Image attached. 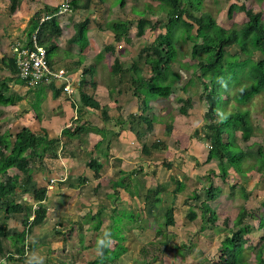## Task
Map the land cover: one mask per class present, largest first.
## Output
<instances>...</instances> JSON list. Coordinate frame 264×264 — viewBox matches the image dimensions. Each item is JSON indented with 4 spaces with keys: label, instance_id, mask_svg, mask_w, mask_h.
I'll list each match as a JSON object with an SVG mask.
<instances>
[{
    "label": "rangeland",
    "instance_id": "rangeland-1",
    "mask_svg": "<svg viewBox=\"0 0 264 264\" xmlns=\"http://www.w3.org/2000/svg\"><path fill=\"white\" fill-rule=\"evenodd\" d=\"M105 1V5L99 3L96 5L92 4L87 9H72L71 13H66V16H68L67 18L71 17L73 21H83L88 18L92 21L93 30L108 31L110 34L111 43L113 44L105 40H100L96 43L97 45H92V49L89 50L87 54L89 62L91 61V63L88 62L87 64L94 63L93 65L95 68L92 66L94 73L98 67L101 68L108 64H114L116 59L119 60L120 58V60L125 62V65L131 66L136 64L146 72L147 68L144 64L145 59L141 51L154 40V33L152 34L147 30L144 37L138 38L136 35L137 28L133 25L129 32L130 42H116L113 32L107 30L106 27L109 23L115 21L138 19L142 14L151 18L154 22L163 20L165 18L163 14L157 15L154 13L158 10V2L154 0H126V4L122 8L119 2H117L118 0ZM46 2H48V0H39V6L41 8L39 10H44V6H47L45 5ZM51 2H54V4H57V7H59L63 0H51ZM30 3L31 2H29V5H31ZM233 3L238 6L245 5L249 9H253L256 13L261 12L264 19V0H207L206 8L216 17L220 25L226 29H231L242 25L248 20L245 13L239 11H235L233 17L229 18L228 10ZM149 6L152 7L151 10L153 13H150L148 9ZM19 11L20 9L17 12ZM23 12L24 11L21 13L23 19L21 20L25 23H18L17 27L19 28L13 31L16 27L13 29L12 27L15 25L16 21L13 22L10 20H12V16L16 13L10 14L6 1L0 0V49L4 46L5 49L8 48V52L10 53L13 52L11 45L27 40L29 25L35 13L26 17ZM32 12L31 10V13ZM69 27L70 28L65 31L63 37L65 42L69 40L68 37L74 32L72 25H69ZM157 33H155V35H157ZM7 41L12 42L9 44V47H7ZM88 42L87 36L84 40L77 43V48L85 50L88 47ZM68 43L69 45L71 44L70 42ZM228 50L231 53L238 52L236 47H231ZM118 53L122 55L120 56ZM57 54L58 53L55 51L51 53V56L54 58ZM106 54H109L110 57L107 58ZM176 56L177 62L174 64V70L182 72L181 81L175 85L173 94L169 99L151 101L149 110L144 115L150 119L156 118L153 130H148L147 122H138L136 119L137 117L135 119L132 117L141 114V104L137 98H135L134 101L132 100L133 102H137L136 105L132 101H129L127 107L122 111V116L126 119V125L118 122L117 118H114L116 125L124 126V129L134 127L140 130V136L135 135L132 138L128 137L129 143L123 146V155L124 157L127 156L125 159H128L126 160L127 164L131 163L129 165H132V163H135L138 159V164L136 166L137 171L140 170V168L144 170L142 173L144 175L140 177V182L143 183L142 186L135 181L136 185L140 187L136 188L135 183H133L129 187V192H120L122 193L120 201L123 203L120 202L122 204L119 206V202L116 201V209L118 212H113V207L115 206L111 205L112 207H107L98 218L96 216L99 214L98 211L103 206V203L105 205L109 203L110 199L107 198L108 192L110 191L112 193V191H114V182L119 180V178L113 175V172L109 169L110 167H106L107 169H105L103 166L99 178L96 177L93 179L95 174H93L92 171H89L90 173L88 174L86 172L82 173L79 177H73L72 181L75 182L74 186H80L79 193L71 195L74 191L70 190L68 197L58 198L59 191H63V184L65 182L63 181L65 177L60 172L69 169L68 167L65 168V160L64 163L58 161L64 159L63 153H65V151L68 152L71 150L72 152L75 151L74 154H81L80 149L74 148L73 150L72 148L74 147L72 144L76 141H73L71 144L72 147L70 145L68 147L65 145L61 146L62 148L60 147V149H58L60 157L58 159H47L45 161V167H42L40 171L34 174V178H43V183L39 184L40 182H38V185L34 180L29 188L31 190L29 194L17 196L18 202L34 204L32 200L34 190L38 188V186L42 188L43 184H48V182L50 183L53 179L55 181L54 184H56V188L54 190L49 189L48 186L46 187L49 193L47 194L45 202L48 204L47 206L50 210V214L44 224L35 226L28 235L25 241V257L23 259L16 253L14 245V234L23 230V214L13 215L9 220H5L3 213H1L0 224L5 222L8 223L9 237L3 239L4 251L0 253V264H26L29 258H32L33 264H39L41 258H43V264H91L100 256L98 241L103 238L105 232H111L113 235L114 245L112 248H115L114 246L117 243L114 236L119 237L118 239H122V245L127 247V252L124 253L115 264L218 263L222 242L234 229V221L240 208L247 205L248 208L257 209L261 208L262 204H264V182L261 179V173L259 171L263 169V165L262 162L257 165L253 157H247L243 163H240L243 168L242 173L240 171L237 172L234 168H230L228 177L222 179V177L219 176L218 161H206L210 150V143L206 138L204 139L207 134L204 114L208 110V105L207 102L201 98L203 87L195 77L193 69H182L178 64L179 62L185 65L196 63L191 59V43H179L176 46ZM97 58L103 61L97 62ZM254 58L262 59L263 57L260 53H256ZM84 59H86L85 56L79 57L81 62L84 61ZM243 59H245V56H243ZM105 74L103 69L102 76L104 77V81L109 82L111 86L115 81V78H113L115 75L110 71L108 75L106 74V78ZM145 75L147 76L148 73H145ZM93 77L95 80L99 79L97 74H94ZM135 78V73L130 72L128 79L133 80ZM36 87L37 86H28V88L31 89H35ZM73 90L75 91L74 85ZM236 90L237 86L230 87L229 90L225 92L224 99L229 100L227 101L229 109L233 107L230 110L239 108L241 111L249 112L247 120L251 128V135L245 140L239 132L234 134L225 133L224 142L232 145L237 144L244 152L255 154L258 158H261L259 149L262 148L264 151V93L256 96L247 105L239 106L233 100ZM112 91H115V89ZM125 92L126 98L128 97L129 100H131L133 97V88L129 87ZM104 93L106 94V92ZM29 97L31 96L29 95ZM33 98L34 95H32L31 99ZM188 98L193 100V108L189 111V116L185 117L180 115V108L183 105L182 102ZM104 100L108 105L114 106L111 96L110 98L106 97ZM44 101L45 103L43 105H47L49 108L50 101L52 100L47 99L46 95ZM74 104L79 105L76 102ZM20 108L21 106L0 108L1 134L10 133L11 135H15L23 126L27 125L37 128V115L33 114L35 119L29 117H27L29 118L27 120L22 119L23 117H20L22 115L17 112ZM122 109L123 108L120 110ZM45 111L49 114L51 109H45ZM44 118L45 117H43V119ZM52 121L49 122L48 126L46 124L44 125L51 131V137H58L60 135L58 134L60 130H58V127H63V124L58 125L57 128L54 127L50 129V127L53 126L52 124L57 122L54 120ZM167 126H172L171 136L166 135ZM196 131L197 137L204 140H200L197 137L194 138ZM98 134L99 133L96 135ZM93 135L94 133H89V142ZM135 137L136 140L138 139V143ZM69 141L70 140L65 139V142ZM158 141L164 142L168 148L160 152L154 151L151 158L146 157V161H144V156L142 155L144 145L151 147ZM66 148H69V150ZM110 152L108 159L114 157L116 154ZM90 157V155L84 156V166L86 168H89L87 161H89L88 159ZM103 159L104 161L106 160L105 158ZM164 160L173 163L171 169L163 167L162 161ZM124 169L127 170L129 167H124ZM154 171L157 172L156 176L152 175ZM102 172L104 177L102 176ZM14 173L15 171H10L11 175ZM172 176H176L177 179L185 184L184 191L177 195L173 193L175 183L171 180ZM124 177H126V175L123 176L122 179ZM100 178L102 180H100ZM128 178H130V176L127 177V179ZM83 179L86 181L90 180V183L86 181L82 182ZM98 180L100 181L99 185L95 183V181ZM212 182L215 187L219 188V192L216 199L208 201V204L216 212L217 221L215 224L208 223L206 227L202 229L204 225L201 217V206L202 203L207 200L205 190ZM160 184H163L167 188L165 192L158 195L161 201L155 202L153 197L147 198L148 192L150 190L155 191ZM195 194L200 196L199 201L193 199ZM246 195H248V198L245 197ZM48 196H50V198ZM77 198L79 201L76 203ZM70 199L71 201H69ZM64 205H66V207H64ZM172 206H174L176 210L175 225L167 227L165 215L167 210ZM61 207L62 214L60 210ZM190 208L194 209L198 214L197 219L194 221H189L187 218ZM132 215L135 216L133 217L134 220H131L130 216ZM94 217L97 221L102 220L103 228H101V226L99 230L92 229L93 226L96 227V223L95 225L93 223ZM122 218L124 220H122ZM250 222H252L254 227L252 233L246 236L247 243L243 256L244 259L251 264H257L256 257L258 256V247L262 243L261 237L264 233L259 230L258 218ZM158 232H160L161 235H159ZM68 241H70V243H68L69 245L66 244ZM152 241L167 242L163 260L152 262L140 261L139 254L141 248ZM72 242L75 245H73ZM78 242H80L82 246H80ZM9 253L13 254V259L8 257Z\"/></svg>",
    "mask_w": 264,
    "mask_h": 264
},
{
    "label": "trees",
    "instance_id": "trees-1",
    "mask_svg": "<svg viewBox=\"0 0 264 264\" xmlns=\"http://www.w3.org/2000/svg\"><path fill=\"white\" fill-rule=\"evenodd\" d=\"M8 1L9 13L15 14L25 0ZM154 1L158 2V10L154 13L157 15L163 14L165 17L163 20L154 22L151 18L142 14L138 19L115 21L109 23L106 27L107 30L113 32L116 42H130L129 32L133 25L137 28L136 35L138 38L144 37L147 30L152 34L154 33V40L141 51L145 59L146 72L136 64L126 66L118 59L111 68V72L115 76L129 74L130 72L136 75V78L131 80L130 85L133 88V97L137 98L141 104V114L132 117L134 119L137 117L138 122H147L148 130H153L156 118L150 119L144 115L149 110V104L152 100L169 99L173 94V88L182 79V72L174 70V64L177 62L176 46L179 43H191V59L196 63L185 65L179 62L178 64L182 69H193L195 77L203 87L201 98L208 105V110L204 114L205 129L207 130L204 139L206 138L210 143L206 161H218L219 176L225 179L229 175L230 168L242 173L243 168L240 163H243L247 157H253L257 165L262 162L263 169L259 171L264 182L263 149H259L261 158H258L255 154L244 152L237 144L232 145L224 142L225 133L234 134L239 132L245 140L251 135V128L247 120L249 112L241 111L239 108L230 110L233 107L229 109L227 105L229 100L224 99L225 92L230 87L237 86L233 100L239 106L247 105L256 96L264 93L263 14L261 12L256 13L245 5L238 6L233 3L228 10L229 18L233 17L235 11H239L245 13L248 20L240 26L226 29L207 10V0ZM105 2V0H72L71 7L74 10L87 9L92 4H105ZM117 2L122 8L126 4V0H118ZM43 9L33 15L27 32L28 38L23 46L32 48V36L38 30L39 45L46 48L48 54L51 55L52 52L58 49L56 42L61 38L63 30L60 26V17L55 16L58 8L44 6ZM148 9L150 13H153L151 6ZM47 15L52 16V18L42 22ZM89 24V19L75 24V33L69 39V42L77 44L79 41L84 40L87 37ZM231 47H236L238 52L231 53L228 50ZM256 53H260L263 58H254ZM243 56H245V59H243ZM92 68L84 71L83 75L93 72ZM145 73H148V75L146 76ZM84 76L80 80V107L77 110L78 113L90 108L101 111L102 118L105 121L110 120L109 107H102L92 95L83 91L84 87L88 85ZM218 81L221 82L218 83ZM10 82L28 85L18 74L16 53L11 57H0V108L16 105L23 99L22 96L11 92ZM48 84L54 93V97H57L63 91V86L55 82ZM41 85L42 83H39L36 86ZM93 85H95V82ZM182 103L180 115L189 116V111L193 108V100L188 98ZM34 107L37 109L36 105ZM73 107H76L74 103ZM37 113L38 111H36ZM37 118L40 120L38 114ZM131 131L137 136L141 135L140 130L137 128L131 127ZM90 132L105 136L108 131L107 129L101 130L89 122L81 124L76 118L62 130L58 137H51L49 132L43 128L34 131L29 127H23L15 135L0 133V215L3 213L5 220H9L13 215L23 214V230L14 234V245L20 258L25 257V241L28 235L35 226L44 224L48 218V204L44 203L47 199L48 189L42 187L34 190L32 194L34 204L18 202L17 196L29 194V191H31L29 188L34 182V174L45 167L47 159H58L60 157L58 149L64 144L65 139L70 140L71 143L76 141L73 146L79 150L86 143ZM171 133L172 126H167L166 135L171 136ZM195 137H197V131L194 134ZM102 143L101 141L96 145L97 149L102 146ZM167 148L164 142L158 141L151 147L144 145L142 155L151 158L154 151L160 152ZM88 160V167L94 171L95 177L99 178L103 167L102 163L92 157ZM162 165L171 169L173 163L164 160ZM11 170L15 171L12 175L10 174ZM137 172L143 173L144 170L140 168ZM152 175L156 176L157 172L154 171ZM122 180L127 183V186L130 185L126 177ZM171 180L175 183L173 191L175 195L184 191L185 184L176 176H172ZM166 189V186L160 184L155 191L150 190L148 192L147 198L153 197L155 202H160L161 199L158 198V195L165 192ZM205 191L207 200L201 206V217L204 225L202 229L208 223L215 224L217 221V214L209 206L208 201L216 199L219 188L215 187L212 182ZM245 197L248 198V195ZM193 199L199 201L200 196L195 194ZM102 212L104 211L101 209L98 218L102 215ZM175 212L174 206L167 210L165 215L167 227L175 225ZM130 217L131 220H134L133 217L135 216ZM197 217V212L190 208L187 214L189 221H194ZM257 218L259 219V230L264 233V204L257 209L248 208L247 205L240 208L234 221V229L222 242L217 264H251L244 259L243 253L246 249V236L252 233L254 227L250 221ZM97 223L96 227L94 226L95 230L100 229L102 220L97 221ZM158 233L161 235L160 232ZM8 237L9 226L5 222L0 224V253L4 251L3 239ZM114 238L117 241L115 248L105 249L103 255H100L91 264H115L127 252V247L121 243L122 239L115 236ZM261 239L262 243L258 247V256L256 257L257 264H264V234ZM160 242L152 241L144 245L140 250L139 260L142 262L163 260L167 242ZM8 257L13 259V254L9 253Z\"/></svg>",
    "mask_w": 264,
    "mask_h": 264
},
{
    "label": "crops",
    "instance_id": "crops-1",
    "mask_svg": "<svg viewBox=\"0 0 264 264\" xmlns=\"http://www.w3.org/2000/svg\"><path fill=\"white\" fill-rule=\"evenodd\" d=\"M6 1V5H8V0H4ZM65 0H63L64 2ZM27 2V4H26ZM29 2H31L29 5ZM62 2V4H63ZM61 4V5H62ZM106 4V3H105ZM102 4V5H105ZM4 5V4H3ZM39 0H25L20 8V11L17 12L14 16H12V20L10 21H16L15 25L12 27V29L14 27H16L13 31H16L19 27L18 23H22L24 24L25 22L22 21L21 19H23L21 17V13L22 11H24L23 13H25L24 15H26V17H29L31 14H34L36 12L39 11L40 6H39ZM47 6L49 7H55L57 8V4H54V2H51V0H48V2H46ZM31 10L33 11L31 13ZM68 16L63 15L60 16V26L63 30L62 36L61 38L56 42L58 49L56 50V52L58 53L57 56H55L54 58L49 55V61L50 64L53 68L55 69H65L67 71H69L74 78V81L72 83V86L74 85L75 87V91L74 94L68 95L67 93H65L64 91L60 92L57 97H54V93L52 91V89L50 88L49 84H42L41 86L36 87L35 89H31L28 88V85H24V84H19L17 82H10V87L12 88L11 92L12 93H16L20 96L23 97V99L21 101H19L18 103H16V105H13L11 107H18L21 106L20 110L17 111L19 114H21L22 116H20L22 119H35L34 115H39L40 120L37 119V128L36 127H32L31 125H27V126H23V127H29L31 129H33L34 131H38L40 129H45L49 132L50 134V130H48V128H46V125H49V122L54 120L57 121L55 124H52L53 126L50 127V129H53L54 127L57 128L58 125L63 124V127L71 124L75 118H78V120L81 122V124L84 123H91L94 126L98 127L99 129H107V133L105 136H102L101 134L96 135L94 133L93 136H91V141L89 142V138L87 137L86 143H84V145L81 146L80 149V153L74 154V152H72L71 150L69 151H65V153H63L64 155V159H62V161H58V162H62L64 163V160L66 161V166L65 168H69L66 170L61 171L60 173L64 175V179L63 181V191H59V197H65L69 195L70 190H73V194L71 195H76L79 193V189L80 186L76 185V187L74 186V183L72 181L73 177H79L81 176L82 173H90L92 170L90 168H86L84 166L85 160H84V156L90 155L92 158H96L97 160H99V162L103 163V166L105 167V169H107L106 167H110L109 169L113 172L114 176H117V178H119V180H116L115 186H114V191H112V193L109 191L107 198L110 199L109 203H107L106 205L103 203L101 209L103 211L106 210L107 207H112L111 205L115 206L113 207V212H118V210L116 209V201L119 202V206H121V204L123 203L122 201H120V196L122 193V191L129 192V187L135 183V181L138 182V184L140 183L142 186V182H140V177L144 174L142 173H137V160L135 163H132V165L127 164L125 159L127 158V156L124 157L123 153H124V145L129 143L128 137L132 138L134 137L136 134L133 133L130 129H124V126L121 125H116L115 123V119L117 118L118 122L123 123L124 125H126V119H124V117L122 116L123 114V110L127 107L129 101H134L135 97H132L131 100H129V98H126V92L125 90L128 89L130 86V82L131 80L128 79V75L129 74H125V75H116L113 78H115L114 83L109 84V82H105L104 81V77L102 76V71L104 69L105 73L108 75V72L111 71L112 65L113 64H108L106 66H102L101 68H97V70H95V72H90L89 74H86L85 76L84 71L91 69L92 66L94 67V63L93 64H87L89 62V59L87 57V54L89 53L88 51L92 49V45H97L96 43H98L100 40H105L106 42H112L111 41V37L110 34L108 33V31H95L93 30V24L92 21H90L89 24V29H88V47L85 50L79 49L77 48V44H70L69 45V40L65 42L64 40V35H65V31L68 30L70 27L69 25H72L73 30H74V26L75 24H77L78 22H80L81 20H74L73 18H67ZM88 19V18H86ZM84 21V20H83ZM75 33V30L73 32V34L70 35V37H68V39H70ZM17 39V38H16ZM63 39V40H62ZM8 42L7 47H9V44H11L12 42ZM18 43H21L22 45L26 44V41H20ZM113 44V43H111ZM14 46H16V44L11 45L12 47V51ZM78 49V50H77ZM14 55V51L13 52H8V48H4L1 47L0 49V57L3 56H13ZM118 55H122L119 54ZM116 55V56H118ZM51 56V58H50ZM81 56H85L86 59H84V61L81 62V60H79V57ZM98 57V56H97ZM106 57L109 58L110 55L106 54ZM119 58V57H118ZM97 62L99 61H103V60H99V58H97ZM120 60V58H119ZM120 62L122 64H125V62L123 60H120ZM91 63V61L89 62ZM88 65V66H87ZM127 66V65H126ZM95 68V67H94ZM93 69V68H92ZM8 74V73H6ZM94 74H97L99 76L98 80L94 79ZM105 74V77L107 78V75ZM83 76L85 77L86 81L88 82V85H86L83 89V91H85L86 93H88L89 95H92L93 98L102 106V107H109V117L110 120L105 121L102 118V112L101 111H95L93 109H85L83 110L81 113H78V108L80 107L79 105H76V107H73V103H78L79 104V99H80V94H79V87H80V80L81 78H83ZM108 80V79H107ZM95 82V85H93V83ZM92 83V84H91ZM113 86V87H112ZM113 89H115V91H112ZM106 92V94L104 93ZM29 95L32 97V95H34V98L31 99V97H29ZM47 95V99H51L52 101H50V107L48 108L47 105H43L45 103L44 99L46 98ZM112 98V101L114 102V106L113 105H108L106 103V101L104 100L106 97L108 98ZM132 101V102H133ZM137 101V100H136ZM154 101V100H152ZM135 105L137 102H133ZM37 106L36 107L34 106ZM121 108H123L122 110H120ZM45 109H51L50 113L48 114ZM36 111H38V113L36 114ZM43 111V112H42ZM121 112V113H119ZM26 113V114H24ZM43 113V114H42ZM47 116V117H46ZM122 116V118H121ZM29 117V118H27ZM43 117H45L43 119ZM20 119V118H19ZM46 121V122H45ZM53 122V121H52ZM46 124V125H44ZM63 127H58V134H61V131L63 130ZM64 127V128H65ZM121 130V131H119ZM57 133V132H56ZM136 140V137H135ZM103 142L102 146L100 148L97 149L96 145L99 142ZM136 142L138 143V139L136 140ZM71 141L69 142H64V144L62 146H66L68 147L69 145L71 146ZM73 146V144H72ZM71 146V147H72ZM148 146V145H147ZM62 148V147H61ZM74 150V147H72ZM128 150V149H127ZM112 153H116L114 155V157L108 159V155L109 152ZM120 151V152H118ZM108 152V153H107ZM110 152V153H111ZM143 160L146 161V156L143 155ZM105 158L106 160L104 161ZM140 159V158H139ZM110 162V165H109ZM149 162V161H148ZM142 165V164H141ZM129 167V169H124V167ZM72 168V169H71ZM133 170V171H132ZM68 171V172H67ZM90 171V172H89ZM93 174L94 171H92ZM92 174V175H93ZM103 174V172H102ZM91 175V174H90ZM126 175V178L130 176V178L127 179V182L130 183V185L127 186V183H125L124 180H122V177ZM38 176V175H36ZM95 176V175H94ZM93 176V177H94ZM104 177V174L102 175ZM45 177V176H44ZM96 177H94L93 179H95ZM40 179V181H39ZM34 180L36 181V183L38 184V182H40L39 184L43 183V178H34ZM62 180V179H60ZM84 182L86 181L85 179H83ZM82 180V182H83ZM100 180H102L100 178ZM115 180V179H114ZM87 183H90V180L86 181ZM96 184H100V181H95ZM38 184V185H39ZM50 183L48 182V184H43L42 187H49ZM79 186V187H78ZM73 187V188H72ZM135 187L138 188L140 187L139 185H136L135 183ZM39 188V186H38ZM56 188V184L53 185V189L54 190ZM65 188V189H64ZM48 189V188H47ZM135 189V188H134ZM48 191V190H47ZM49 193V191H48ZM128 194V193H127ZM50 198V196H48ZM71 201V199L69 200ZM68 201V202H69ZM79 201V199H76V203ZM122 202V203H120ZM45 203V201H44ZM47 203V202H46ZM45 203V204H46ZM64 207H66V205H64ZM101 209L98 211L100 212ZM112 209V208H111ZM61 210V214H62V207L60 208ZM117 210V211H115ZM129 212V211H128ZM49 214H50V210H49ZM98 216V215H96ZM122 220H124L122 218ZM94 225L95 223H97L95 217H94ZM103 228V224L102 227ZM94 229V226L93 228ZM70 243V241H68L66 244ZM80 246H82V244L80 242H78ZM77 243V245H78ZM73 244V242H72ZM69 245V244H68ZM75 245V244H73ZM126 247V246H125ZM123 256V255H122Z\"/></svg>",
    "mask_w": 264,
    "mask_h": 264
},
{
    "label": "built area",
    "instance_id": "built-area-1",
    "mask_svg": "<svg viewBox=\"0 0 264 264\" xmlns=\"http://www.w3.org/2000/svg\"><path fill=\"white\" fill-rule=\"evenodd\" d=\"M72 0H65L59 7L55 16H62L72 12ZM46 16L42 22L51 19ZM38 30L32 36V48L25 47L21 43L14 46L13 51L17 54V69L19 76L25 80L28 86H36L39 83L47 84L55 82L63 86V91L69 95L74 93L72 83L74 77L65 69H55L49 61L48 50L39 45ZM54 179L51 180L49 189H53Z\"/></svg>",
    "mask_w": 264,
    "mask_h": 264
},
{
    "label": "clouds",
    "instance_id": "clouds-1",
    "mask_svg": "<svg viewBox=\"0 0 264 264\" xmlns=\"http://www.w3.org/2000/svg\"><path fill=\"white\" fill-rule=\"evenodd\" d=\"M59 7H57V8L59 9ZM219 82H221V81H218V83ZM113 245H114V240H113V237H112V233L111 232H105L103 238L98 241V251H99V254L100 255H103L104 250L105 249H110ZM26 264H33L32 258H29L26 261ZM39 264H43V258L40 259Z\"/></svg>",
    "mask_w": 264,
    "mask_h": 264
}]
</instances>
